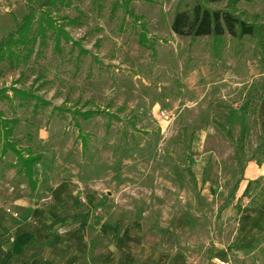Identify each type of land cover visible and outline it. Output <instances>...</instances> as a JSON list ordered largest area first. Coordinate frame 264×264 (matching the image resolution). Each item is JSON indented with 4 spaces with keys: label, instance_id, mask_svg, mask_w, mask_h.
<instances>
[{
    "label": "rangeland",
    "instance_id": "1",
    "mask_svg": "<svg viewBox=\"0 0 264 264\" xmlns=\"http://www.w3.org/2000/svg\"><path fill=\"white\" fill-rule=\"evenodd\" d=\"M97 1L52 9L70 37L59 49L48 29L43 46L14 45L18 57L0 60V115L17 120L10 140L43 155L31 190L0 151V247L20 233L12 251L27 246L43 264H264V178L239 191L247 159L260 158L258 129L241 157L213 123L233 134L237 122L264 126V49L225 35L212 59L206 38L171 31L178 0H131L140 24ZM29 6L40 9L0 0V40ZM237 7L264 25V0Z\"/></svg>",
    "mask_w": 264,
    "mask_h": 264
},
{
    "label": "trees",
    "instance_id": "2",
    "mask_svg": "<svg viewBox=\"0 0 264 264\" xmlns=\"http://www.w3.org/2000/svg\"><path fill=\"white\" fill-rule=\"evenodd\" d=\"M39 4V10L35 6H29L25 15L17 22L15 31L3 36L0 40V60L4 56H17L13 53L12 46H26L28 42L38 40L40 46L44 45L47 30L53 33L54 47L59 49L60 38L70 40L68 33L63 25L57 24L52 17V9L56 8L59 3H66L68 0H32ZM241 1L252 2L255 0H178L174 7L173 15L170 22L171 31L180 37H186L191 43L195 42L199 37L207 39L208 54L212 59H218L220 50L224 44V36L228 35L235 41H240L244 36H253L257 38L259 45L264 49V25L255 21H250L245 16V12L240 10L237 5ZM93 2L98 4L97 0ZM190 2V3H189ZM131 0H111L112 13L119 7L122 9L124 16L132 19L134 24H140V17L136 16L133 9L129 8ZM63 16L62 18H66ZM124 20V17L122 21ZM35 25V26H34ZM34 26V27H33ZM33 31L34 36L30 37L29 33ZM140 42L149 47L153 51L151 43H146V31L144 29L139 33ZM14 96L26 101L29 98L34 99L37 103L42 99L34 95L29 90H21L12 88ZM74 115L84 118L92 115V110L80 112L73 111ZM215 126L222 131L226 138L235 145L239 155L244 157V132L239 138H234L233 134L219 121L213 120ZM17 124L16 119L7 120L0 115V135H1V154L11 151L15 156V164L17 172L22 173L28 180L31 190L34 189L36 181L34 179L35 165L39 163L43 155L41 153L28 152L23 154L17 150L14 143L10 140ZM264 147V130L256 144V150L260 151ZM255 155H251L247 160H254ZM257 161V160H255ZM189 179L195 182L192 172L188 171ZM33 236L34 234H31Z\"/></svg>",
    "mask_w": 264,
    "mask_h": 264
},
{
    "label": "crops",
    "instance_id": "3",
    "mask_svg": "<svg viewBox=\"0 0 264 264\" xmlns=\"http://www.w3.org/2000/svg\"><path fill=\"white\" fill-rule=\"evenodd\" d=\"M237 123H238V125H236V121H235L233 124V125H236V126H233L235 134H233V131H232L234 138H236V139L239 138V136H237V135L239 134L241 136L242 132H244V141H246V139H248V136H250L251 131L254 128H256V129H258L257 130L258 134H257V138L255 141V143L257 144L258 140L260 139V137L262 135V131L264 130V126L261 123H258L259 125L256 123L257 125H255L253 127H251L248 124L241 126L240 122H237ZM236 128H239L240 132H238V130H236ZM242 129H244V130L242 131ZM258 152L260 154V158L255 157L254 160H247V162L245 164L244 174H243L244 179L241 181L240 187H239V189H240L239 191H241V192L243 191V193L247 192L248 190L250 191L251 187L253 186V183L264 178V147ZM255 160H257V161H255ZM18 234H20V233H18ZM18 234H16V236ZM16 236L14 239L12 237L2 239V243L4 245H6V247H3V246L0 247V264H15V262H17L18 260L20 262L19 264H21V262L24 263V262H26V260L29 261V259H30V263L32 262L33 264H43L44 260H42V258L38 257L37 255L33 254V257L30 258V256H32V255L30 254L31 252H27V248H28L27 246L24 247L19 253L15 254L12 251L13 243L15 241H17L15 239L18 236L17 237Z\"/></svg>",
    "mask_w": 264,
    "mask_h": 264
},
{
    "label": "bare ground",
    "instance_id": "4",
    "mask_svg": "<svg viewBox=\"0 0 264 264\" xmlns=\"http://www.w3.org/2000/svg\"><path fill=\"white\" fill-rule=\"evenodd\" d=\"M201 137V136H200Z\"/></svg>",
    "mask_w": 264,
    "mask_h": 264
}]
</instances>
